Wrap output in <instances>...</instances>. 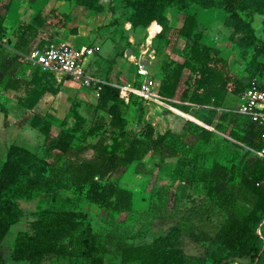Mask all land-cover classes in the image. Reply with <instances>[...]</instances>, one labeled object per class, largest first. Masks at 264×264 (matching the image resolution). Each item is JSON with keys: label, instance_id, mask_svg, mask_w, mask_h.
I'll return each instance as SVG.
<instances>
[{"label": "rangeland", "instance_id": "rangeland-1", "mask_svg": "<svg viewBox=\"0 0 264 264\" xmlns=\"http://www.w3.org/2000/svg\"><path fill=\"white\" fill-rule=\"evenodd\" d=\"M187 14L196 17L195 30L200 45L206 44L209 52L223 56L229 74L247 85L264 87V0H0V104L7 111L5 115L0 108V166L12 140L31 144L32 149L49 161V184L44 190L11 195L22 209V215L10 226L1 243L8 264H28L10 259L7 247L15 233L28 229L36 212L46 207L70 208L88 215L92 227L101 236L104 264H126L120 261L117 240L132 231H140L145 241L164 232L174 221L168 214L173 203L185 206L190 204V197L198 198L202 194L203 182L199 177L213 159L227 166L233 161H244L249 166L254 155L263 151L251 145L254 130L246 115L233 111L234 114L223 118L220 109L212 105L201 109L194 104L192 115L214 127V136L209 142L197 140L190 149V144L180 146L178 155L147 154L140 161H132L122 176L123 183L132 190V209L114 211L89 199L85 192L76 191L70 175L61 169L66 153L46 148L42 134L29 125L31 111L18 103V97L25 95L24 90L4 87L9 73L26 75L28 72L15 62L18 53L12 47L19 27L29 23L32 28L27 32L28 42L39 38L43 45L49 38L65 36L71 42H90L95 47L84 66L99 78L100 88L93 84L83 85L73 78L65 79L64 87L62 77L49 79L52 85L60 86V90L46 92L36 108L51 120L53 134L62 125H73L71 108L75 106L85 117L83 129L75 135V146L91 144L98 137L110 142L121 130L124 132L122 139L128 142L132 136L142 134L146 127L144 109L155 117L160 114L156 129L172 124L174 130L180 131L187 117L177 109L176 103L181 102L182 87L190 77L186 67L177 96L167 100L163 108L155 104L158 102L128 90L126 83L132 80L137 63H144L151 74L164 76L172 63L182 62L188 56L192 39L178 31ZM100 30L110 37L115 35L106 50L104 43L100 49L93 38ZM127 47L131 48L130 54L126 53ZM227 94L223 107L234 110L239 99L230 89ZM168 111L175 115H165ZM98 118L103 119V128L96 135H86V130ZM186 124L188 128L193 127V124ZM195 135L192 133L187 142L195 140ZM262 146L264 149V144ZM91 152L87 149L84 154ZM119 173L111 172L102 180L116 178ZM233 196L234 210H240L241 202L237 201L235 192ZM260 232L264 235V229ZM182 240L184 251L193 254L203 253L205 247L214 249L217 246L208 240H193L186 234ZM236 260L240 264L251 262L247 257ZM48 261L51 264H90L85 257L69 254L52 255Z\"/></svg>", "mask_w": 264, "mask_h": 264}, {"label": "trees", "instance_id": "trees-1", "mask_svg": "<svg viewBox=\"0 0 264 264\" xmlns=\"http://www.w3.org/2000/svg\"><path fill=\"white\" fill-rule=\"evenodd\" d=\"M196 23V17L187 14L178 30L180 35L192 39L188 56L182 62L172 63L166 75H152L159 79L161 94L171 98L177 94L183 68L186 67L190 77L186 78L180 96L188 102L176 103L177 109L192 114L194 104L201 109L212 105L220 109L221 116L226 118L235 111L223 107L227 91L230 89L238 97L247 84L226 71L223 56L209 52L206 44L200 45ZM31 28L29 23L19 27L13 51L18 53L28 49L31 41L28 42L26 36ZM15 62L24 69L28 67L19 63L17 56ZM29 67L26 75L9 73L4 87L23 89L25 95L18 97V103L33 108L46 92L57 93L60 86L50 83L49 79L56 77L52 72L37 65ZM62 78L64 81L70 77ZM0 108L6 115V107L0 104ZM71 110L73 125H62L55 134L51 132V120L40 113H34L29 123L43 134L42 143L46 148L66 153L61 169L70 175L76 191L85 192L89 199L114 211L132 208V190L119 183L120 176L132 161H140L147 154L167 152L178 155L180 146L183 148L190 144V149L197 140L209 142L214 135L212 129L186 119L182 130L166 128L153 136V126L146 121L143 133L132 136L128 142L122 139L124 132L121 130L111 137L110 142L98 137L91 144L75 146V135L83 129L85 117L77 106ZM139 111L142 109L139 108ZM186 123L193 124V127L188 128ZM249 125L254 130L252 147L261 148L262 130L250 119ZM103 126V119L98 118L85 133L96 135ZM192 133L196 134L195 140L188 143L187 138ZM87 149L92 150L89 156L84 154ZM116 171L120 172L118 177L102 180ZM48 172L49 161L45 156L16 141L8 144L0 166V264H8L4 260L1 243L10 226L22 215V209L11 195H29L34 190H44L49 184ZM199 179L203 182L202 194L198 198L190 197V204L185 206L173 203L168 214L174 221L164 232L145 241L140 231H132L127 237L117 240L122 263L240 264L236 258L247 257L251 260L250 264H264V239L257 231L264 218V157H255L249 169H246L244 161H233L227 166L213 159L209 166L203 168ZM234 192L237 201L241 202L240 210H234ZM185 234L193 240H208L217 246L214 249L205 247L200 254L188 253L182 245ZM100 238L88 215L70 208L46 207L36 212V217L29 221L28 229L15 233L6 252L10 259L27 261L28 264H51L48 259L52 255L67 254L85 257L90 264H104Z\"/></svg>", "mask_w": 264, "mask_h": 264}, {"label": "built area", "instance_id": "built-area-1", "mask_svg": "<svg viewBox=\"0 0 264 264\" xmlns=\"http://www.w3.org/2000/svg\"><path fill=\"white\" fill-rule=\"evenodd\" d=\"M95 47L90 42L75 43L67 39L49 38L40 45V42L29 50L19 51L17 60L21 64L29 66L37 65L42 70L52 72L56 77L69 76L83 85H95L101 87L99 78L88 71L84 66L86 58L91 57ZM159 79L153 76L144 63H137L132 80L126 83V88L142 98L156 101L161 106L166 105L170 98L159 91ZM239 103L234 109L240 114L246 115L262 130L264 144V87L258 85H247L238 95ZM262 150L263 146H262ZM260 233L259 228H257Z\"/></svg>", "mask_w": 264, "mask_h": 264}, {"label": "crops", "instance_id": "crops-1", "mask_svg": "<svg viewBox=\"0 0 264 264\" xmlns=\"http://www.w3.org/2000/svg\"><path fill=\"white\" fill-rule=\"evenodd\" d=\"M101 33H102V36H101ZM104 33V34H103ZM113 37L115 38V35H112V37H110V36H108L107 34H106V32H103L102 30H100L99 32H95L94 33V41H95V43H98L97 45L99 46V48L101 49V47H102V44L104 43L105 44V46H106V48H105V50L108 48V46H110V45H112V43H113ZM35 38V37H34ZM59 38H61V39H67L65 36H61V37H59ZM68 40V39H67ZM39 41H40V39L38 38V39H33L29 44V47H28V49H26V50H29V49H31L32 47H35L38 43H39ZM70 41V40H69ZM75 43H78V42H75ZM80 43V42H79ZM25 50V51H26ZM104 55V53L101 55V56H103ZM65 80V79H64ZM62 85L64 86V87H66V84H64V81H63V83H62ZM7 89H12V88H7ZM13 91H15L16 89H12ZM62 91V90H61ZM44 96V95H43ZM42 96V97H43ZM177 95H174L173 97H171L170 98V100H172L174 97H176ZM227 96H228V94H226V96H225V99H224V101L226 100V98H227ZM42 97L40 98V100L37 102V104L33 107V108H26V107H23V106H21L22 108H24V109H26V110H29V111H31V113H30V116H29V120H30V118H31V116L34 114V113H40L39 111H37L38 109L36 108L39 104H40V102H41V99H42ZM181 102H188L186 99H182V100H180ZM149 103H151V102H149ZM155 104H157L159 107H162L160 104H158V103H155ZM163 108V107H162ZM200 108V107H199ZM179 110V109H178ZM180 112H182V113H184L185 115H186V117H187V119H194L196 122H198L199 124H201V125H204V126H206L207 128H209V129H212V130H214V127H212V126H209V125H206L202 120H200V119H198L197 117H195V116H193L191 113H187V112H184V111H181L180 110ZM155 113H157V112H155ZM41 114V113H40ZM164 114H165V112H163V116H164ZM42 115V114H41ZM165 115H169V117H171V116H173V115H175L173 112H170V111H168ZM144 116H145V118H147V122H150L151 123V125L153 126V136H156L157 135V133L158 132H163L166 128H171V129H175V126H172V124H168V125H166L164 128H155V125H156V121H157V119H159L158 117L160 116V114L159 113H157V118L155 117V116H152V115H150L149 114V111H147V109H145V111H144ZM47 117V116H46ZM156 118V119H155ZM164 119V118H163ZM172 119V118H171ZM29 123V122H28ZM183 124V123H182ZM181 124V125H182ZM29 125H31V124H29ZM32 126V125H31ZM32 128H35V129H37L38 130V128H36V127H34V126H32ZM39 131V130H38ZM52 131V130H51ZM176 131H178V130H176ZM40 132V131H39ZM41 133V132H40ZM42 134V133H41ZM214 136V135H213ZM41 139H42V141H43V134L41 135ZM12 141H14V140H12ZM12 141H10V142H12ZM9 142V143H10ZM16 142H18V141H16ZM8 143V144H9ZM19 143H22V142H19ZM22 144H25L26 146H28V147H32L31 146V144H29V143H22ZM8 146V145H7ZM262 148V147H261ZM261 148H257V149H261ZM92 153V152H91ZM86 155V154H85ZM91 155V154H90ZM87 156H89V155H87ZM257 156H262V157H264V152L262 151V152H259V154H255L254 155V157L252 158V160H251V162H250V164H249V166H246V163L244 162V165L246 166V169H249L250 168V166L252 165V163H253V160L255 159V157H257ZM124 173H127V171H125ZM124 173L120 176V178H119V183H120V185H122V186H125V187H128V188H130L128 185H126L125 183H123V181H124V178L122 177L123 175H124ZM131 189V188H130ZM132 209V208H131ZM259 231H260V229H264V218H263V220L261 221V223L259 224ZM260 234H261V232H260ZM262 235V234H261ZM262 237H263V239H264V235H262Z\"/></svg>", "mask_w": 264, "mask_h": 264}, {"label": "water", "instance_id": "water-1", "mask_svg": "<svg viewBox=\"0 0 264 264\" xmlns=\"http://www.w3.org/2000/svg\"><path fill=\"white\" fill-rule=\"evenodd\" d=\"M126 53H127V54H130V53H131V48H130V47H127V48H126Z\"/></svg>", "mask_w": 264, "mask_h": 264}]
</instances>
